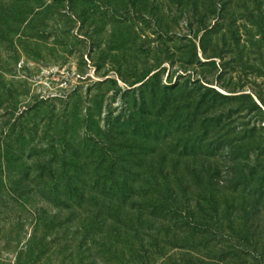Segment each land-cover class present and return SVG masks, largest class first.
Here are the masks:
<instances>
[{
	"label": "rangeland",
	"instance_id": "rangeland-1",
	"mask_svg": "<svg viewBox=\"0 0 264 264\" xmlns=\"http://www.w3.org/2000/svg\"><path fill=\"white\" fill-rule=\"evenodd\" d=\"M9 120V165L30 186L41 166L84 168L90 183L132 185L140 206L168 187L190 213L215 200L226 234L246 213L264 234V203L231 181L264 168V0H0V142ZM147 219L136 228L156 230L163 255L181 259V237L165 239L173 223ZM31 234L27 222L23 244L0 235V264H17ZM74 234L70 246L64 235L36 241L21 263L120 264L89 232ZM84 238V260H71Z\"/></svg>",
	"mask_w": 264,
	"mask_h": 264
},
{
	"label": "trees",
	"instance_id": "trees-1",
	"mask_svg": "<svg viewBox=\"0 0 264 264\" xmlns=\"http://www.w3.org/2000/svg\"><path fill=\"white\" fill-rule=\"evenodd\" d=\"M140 83L145 85L146 82L143 80ZM12 121L9 120L8 125ZM14 126L15 124L11 127L9 125V131L2 134L3 138L0 142V218L10 214L3 221L2 218L0 219V223H3L0 224V235L4 236L6 233L8 236L5 245L23 244L21 240L24 236L25 224L30 222L32 234L24 248L26 255L30 257L33 255L32 248L38 240L44 244L48 238L51 240V237L54 236L55 240L59 235H64L69 246L75 243L78 232L76 237L75 234L74 237H71V228H74V230L89 232L88 237L97 244L101 241L104 242L102 247L105 249L99 252V255L103 258L109 257L113 261L115 259L120 264H128L123 262L128 255L130 259L137 258L135 263L141 264H158L159 259L161 260L160 264H264V234L252 229L253 225H250V220L246 219L247 213L241 219L237 216L234 219L229 218L231 224L236 220H240L242 223L237 224L239 226L236 230L231 228V231L226 234L223 228L219 227L221 220L217 216L218 205L212 198L208 202L210 213L204 210L203 214L190 213L187 206L183 210V204L179 202L178 196L174 195V191L167 187L166 191L163 190L159 194L156 192L157 197L147 200L146 205L140 206L132 198L131 191H134L132 185L130 187L118 182L109 186L100 181L90 183L91 174L84 168L78 167L63 168V173H60L59 169L52 166H41L38 170V173L41 174L38 181H41L31 186L28 185L23 181L27 175H23L24 172H21L20 168L9 165V155H12L9 143L13 139V134L10 131ZM82 170L87 173L84 178L80 175ZM115 170L114 167L111 168L112 173ZM98 171L99 169H96L92 175ZM46 174L52 175L54 180L45 182L43 177ZM56 174L68 178L61 181L56 177ZM232 176L233 178H230L232 183H235L233 180L240 179L235 186L234 194L251 196L258 207L264 203V168L261 172H257V169L253 168L248 176L237 172L236 176L234 172ZM257 176L261 177L257 179ZM18 177L20 179H17ZM240 181L245 182L244 185L249 189L246 190V186H243ZM131 202L132 204H130ZM94 205L98 209L96 215L93 211ZM49 207L55 208L56 213L50 212ZM105 209L109 210L106 214H104ZM67 211L72 212L71 217L80 218L78 227H72L71 220L64 214ZM17 213H21V215L13 218L12 216ZM25 213L27 214L26 218L23 215ZM196 216L200 222L195 220ZM146 217L151 220L152 218L157 219L164 225H166L164 223L166 221L168 224L173 223L166 230L165 239L168 240L171 233L174 237H181L180 244H175L181 251V259L174 260L172 255H163L164 250L158 242L161 236L159 233L155 234L156 230L136 228V226L143 225L142 221L150 224L146 221ZM212 224L216 226V229ZM95 232L97 234H94ZM144 232L146 233L144 234ZM188 234L190 237L187 236ZM196 237L201 238L199 242L194 241ZM86 240V238L81 239L82 246H78L77 252L70 254L71 260L75 257L80 261L84 260L81 257L86 254V251L83 250ZM51 244L54 245L55 242L53 241ZM180 245L182 246L180 247ZM258 247H262L260 254H257ZM24 249H21L20 252ZM20 252L16 258L17 264H22L23 253L20 254ZM183 252L185 254H182ZM120 256L123 257L121 261ZM30 261L27 264H32Z\"/></svg>",
	"mask_w": 264,
	"mask_h": 264
}]
</instances>
